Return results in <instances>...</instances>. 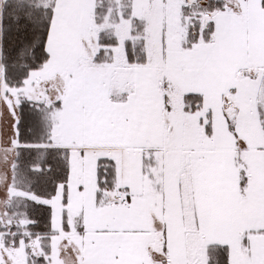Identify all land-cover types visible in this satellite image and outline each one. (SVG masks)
I'll return each mask as SVG.
<instances>
[{"label":"snow or ice","instance_id":"snow-or-ice-1","mask_svg":"<svg viewBox=\"0 0 264 264\" xmlns=\"http://www.w3.org/2000/svg\"><path fill=\"white\" fill-rule=\"evenodd\" d=\"M0 264H264V0H0Z\"/></svg>","mask_w":264,"mask_h":264}]
</instances>
